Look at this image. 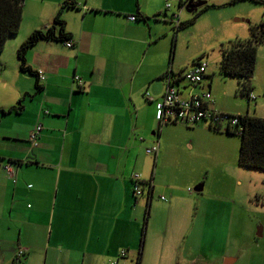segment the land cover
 I'll use <instances>...</instances> for the list:
<instances>
[{
  "label": "crops",
  "instance_id": "1",
  "mask_svg": "<svg viewBox=\"0 0 264 264\" xmlns=\"http://www.w3.org/2000/svg\"><path fill=\"white\" fill-rule=\"evenodd\" d=\"M74 1L78 8H62L64 0H37L47 7L6 43L0 58L8 65L0 73V111L6 112L0 114V159L5 153L10 158V162L0 161V264H136L138 260L139 264H173L163 260V253L181 240L180 253L175 246L172 254H183L193 229L186 228L192 224L189 213L175 215L173 208L184 205L179 192L167 178L162 179L177 161L178 150L166 135L156 133V106L162 102L170 73L182 97L190 91L211 93V81L206 78L192 90L182 84L180 77L195 62L187 70L180 66L174 70L173 40L158 49L169 36L155 34L149 27L152 18L161 20V10L149 1ZM58 13L73 47L41 41L27 52L29 67L45 75L43 81L38 79L42 90L35 92L36 79L20 73L16 52L32 31L53 26ZM129 16L137 17L136 21H128ZM170 22L174 23L172 18ZM18 102L23 103L21 110L8 112ZM210 106L229 112L216 106L213 98ZM37 123L42 132L39 146L32 148L28 135ZM200 125L210 131L207 124ZM3 140L18 144L5 150ZM157 142V156L148 155L146 149ZM8 163L12 177L5 174ZM133 173L152 181L150 199L147 186L143 195H134ZM199 181L193 179L189 185L197 188ZM186 198L192 201V196ZM146 218L150 229L139 226ZM179 219L178 228L185 229L174 235L170 229ZM162 222L166 229L158 227ZM158 236L165 238L163 246ZM21 249L24 256L16 262ZM198 250L187 253H196L200 264H210ZM121 251H125L123 258ZM223 257L224 264L237 261Z\"/></svg>",
  "mask_w": 264,
  "mask_h": 264
},
{
  "label": "rangeland",
  "instance_id": "2",
  "mask_svg": "<svg viewBox=\"0 0 264 264\" xmlns=\"http://www.w3.org/2000/svg\"><path fill=\"white\" fill-rule=\"evenodd\" d=\"M21 1L24 6L19 32L6 43L18 37L26 26L32 25L41 8L47 7L36 2L37 0H33L34 3L32 0ZM25 1L28 4L26 8ZM145 1H149L156 10H161L158 16L161 20L152 18L149 27L155 34L169 36V39L164 37L157 45L158 49H163L168 41L170 43L173 40L174 70H178L179 66L181 70H187L193 62L207 63L208 81H211V95L216 106L221 105L229 110L228 115L249 113L264 118V44H255L257 60L249 83L254 100L248 101L242 95L241 79L226 77L219 72L223 47L234 41H253L254 31L261 32L257 26L264 21V0H197L194 2H205L204 6H208L198 16L204 6L188 13L184 10V5L189 0ZM166 6L170 8L167 9ZM180 7L183 9L178 18L179 29L173 30L175 24L170 22V18L178 15ZM186 19L189 20L185 21ZM3 53L4 50L0 53V58ZM2 63L5 67L8 66L6 62ZM182 82L187 85L186 80ZM22 104L18 102L16 106L20 109ZM210 131L204 125L190 128L183 124H168L160 130L159 125L156 126L157 134L160 132L166 135L168 142L176 144L177 161L170 170H165L166 175L162 179L167 178L171 187L179 192L178 197L184 205L173 208L175 215L178 212L189 213L190 218L187 220H191L192 224L186 228L193 229V233L187 238L183 254H172L175 246L180 253L182 245L181 240L175 241L169 247L171 250L163 253V260H170L173 264H187L189 260H194L200 264L195 257L196 253L191 256L187 253L188 249L196 252L199 248V253L205 255L210 264H224L223 256L237 259L235 264H264V171L239 166L241 136H218ZM1 143L5 150H11L12 146L18 144L13 140H3ZM9 159V154L5 153L0 161H10ZM193 179L200 180L199 184L203 187V196L198 200L199 194L189 185ZM186 195L192 196V201ZM148 220L145 225L143 220L139 226L150 229ZM181 222V219L177 220L174 223L175 229L172 227L170 232L174 235L183 232L182 229L185 228H178ZM186 223L185 219L184 224ZM158 227L166 229L163 222ZM200 236L202 243H198ZM157 239L163 246L165 238L158 236ZM155 252L159 253L161 250Z\"/></svg>",
  "mask_w": 264,
  "mask_h": 264
},
{
  "label": "trees",
  "instance_id": "3",
  "mask_svg": "<svg viewBox=\"0 0 264 264\" xmlns=\"http://www.w3.org/2000/svg\"><path fill=\"white\" fill-rule=\"evenodd\" d=\"M255 1V0H252ZM62 8H78L74 0H65ZM208 6L200 9L197 16L204 12ZM23 16V3L21 0H0V53L3 51L6 41L17 35L19 32ZM137 19V17H136ZM193 22V21H191ZM261 32L254 31L253 41L242 42L234 41L229 46L222 48V57L219 63V72L226 77H236L241 79V93L248 96L252 92L250 80L253 78L254 68L257 60L256 43L264 44V21L258 25ZM179 29L176 28V30ZM70 34L66 32L65 23L61 20L60 13L54 18V24L45 31L36 30L31 32L28 37L20 44L17 49V59L21 72L29 74L36 79L35 92L42 90L38 84L39 72L33 71L26 62L27 52L37 43L44 41H60L65 42L70 40ZM5 68L0 61V73ZM170 75H172L170 73ZM209 79V76H207ZM18 107H12L8 110L20 111ZM6 114L5 111H0ZM240 124L244 128L241 136L240 152L238 164L242 168L256 169L264 171V119L257 116L243 114L240 118ZM211 130V129H209ZM219 133L220 131L212 130ZM228 135H237L234 132L226 131ZM10 162V161H9ZM12 162V161H11ZM11 164V163H10ZM144 188L146 187L143 184ZM152 186L149 187V199L151 197ZM147 220V218H146ZM145 220V221H146ZM16 261V260H15ZM19 262V261H18ZM136 264H139V260Z\"/></svg>",
  "mask_w": 264,
  "mask_h": 264
},
{
  "label": "built area",
  "instance_id": "4",
  "mask_svg": "<svg viewBox=\"0 0 264 264\" xmlns=\"http://www.w3.org/2000/svg\"><path fill=\"white\" fill-rule=\"evenodd\" d=\"M65 1V0H64ZM185 6V5H184ZM169 9V6H166ZM180 7L178 15H173L172 20L174 21L176 28H178L179 23L178 18L180 16ZM130 22L136 21L135 16L127 17ZM64 46L67 48L73 47V42L71 40L63 42ZM207 63L197 62L194 63L191 68L183 73L182 78L186 80L187 87L196 88L200 87L201 84L207 78ZM39 80L43 81L45 75L42 72L38 73ZM75 82L81 85L82 80L79 77H74ZM177 80L172 75H167L165 80V90L162 98V102L157 104L155 118L159 125V130L162 126L168 124H183L188 127H197L201 123L208 125L211 130H217L220 132H234L237 135H242L244 132L243 126L240 124V118L242 115H228L226 113H220L214 111L211 108L212 95L209 91L200 90L199 92H189L186 97L181 96V92L177 89ZM192 90V89H191ZM147 100L148 94H146ZM254 96L250 94L247 98L248 101L254 100ZM42 125L37 123L33 126L28 135V140L32 148H37L39 146V137L41 136ZM159 150V142L154 144L151 148L146 149L148 155L154 157L157 156ZM5 174L9 177L13 176L11 164L8 163L4 167ZM131 180L133 183V193L135 196L139 197L144 193L145 184L148 189L152 186V181H144L138 173H133L131 175ZM191 192V191H189ZM162 201H166L165 197H160ZM24 256V251L21 249L16 257V262L20 261ZM125 256V251L120 252V257ZM110 264H119L118 261H112Z\"/></svg>",
  "mask_w": 264,
  "mask_h": 264
},
{
  "label": "water",
  "instance_id": "5",
  "mask_svg": "<svg viewBox=\"0 0 264 264\" xmlns=\"http://www.w3.org/2000/svg\"><path fill=\"white\" fill-rule=\"evenodd\" d=\"M205 4H206L205 2H199V3L188 2V4L185 5L184 10L188 13H192L195 12L198 8L204 6ZM193 191L195 193H200L202 191V186L194 188Z\"/></svg>",
  "mask_w": 264,
  "mask_h": 264
},
{
  "label": "flooded vegetation",
  "instance_id": "6",
  "mask_svg": "<svg viewBox=\"0 0 264 264\" xmlns=\"http://www.w3.org/2000/svg\"><path fill=\"white\" fill-rule=\"evenodd\" d=\"M193 3V2H192Z\"/></svg>",
  "mask_w": 264,
  "mask_h": 264
}]
</instances>
